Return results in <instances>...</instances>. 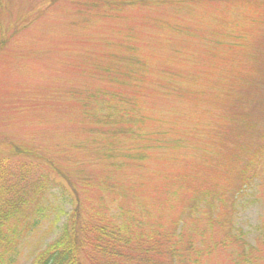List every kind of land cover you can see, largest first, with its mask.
I'll list each match as a JSON object with an SVG mask.
<instances>
[{"label":"trees","instance_id":"trees-1","mask_svg":"<svg viewBox=\"0 0 264 264\" xmlns=\"http://www.w3.org/2000/svg\"><path fill=\"white\" fill-rule=\"evenodd\" d=\"M99 3L107 6L103 11L106 15L117 11L118 5L137 6L138 10L168 6L172 10L163 11L179 16L178 22L146 15L150 33L146 39L154 50L144 48L128 26L122 45L98 52L86 61L84 74L96 76L111 87L83 86L74 98L75 116L67 113L65 118L74 121L80 117L90 137L72 141L76 135L72 134L63 145L52 140L47 129L42 130L44 136H32L27 142L0 137V264L18 263L30 233L48 216L54 187L67 197L69 209L56 213L54 223L64 215L63 224L53 237L48 235L43 240L30 264H260L264 257V223L256 226L257 233L248 240L249 233L236 225L234 218L238 201L247 195L255 200L264 187V112L255 121L248 116H220L212 122L216 125L214 136L205 138L203 131L194 146L197 154L180 159L182 149L188 152L193 147L195 133L189 132L186 138L172 137L170 128L147 129L157 117L147 114L144 105L149 97L174 95V71L175 77L187 78L188 65L175 69L170 63L193 53L180 44L171 46L176 38L157 32L159 22L162 28L167 25L185 36L207 35L202 59L224 72L215 83L223 88L222 95L238 86L237 53L252 40H264V0ZM257 46L253 42L252 49ZM155 59H161L163 65L156 68L160 76L152 80ZM249 59L253 73H246L245 78L255 79V83L246 82V89L264 97V49L249 54ZM192 77L190 72L188 78ZM236 119H242L239 133ZM198 124L190 129L195 131ZM164 148L177 149V157L163 160H182L181 169L177 174L171 170L164 175L162 192L168 205L163 207L164 200L157 210L165 209L170 214H154L150 210L154 207L134 197L131 184L123 185L121 179L135 177L139 174L136 170L145 167L147 161L158 162L155 152ZM129 165L135 166L133 173L128 171ZM93 166L97 168L93 170ZM111 205L115 207L113 212Z\"/></svg>","mask_w":264,"mask_h":264},{"label":"rangeland","instance_id":"rangeland-1","mask_svg":"<svg viewBox=\"0 0 264 264\" xmlns=\"http://www.w3.org/2000/svg\"><path fill=\"white\" fill-rule=\"evenodd\" d=\"M99 2L100 0L2 1L3 9L0 13V137L16 138L27 142L32 136H44L42 130L45 129L52 134V140L62 145L72 134H76L71 137L72 141L74 138L81 139L84 135L90 137L92 134L87 132L80 117L74 121H67L65 118L67 113L75 116L74 98L76 92L83 86L92 87L96 84H103L102 86L111 87L108 82L96 79V76L88 77L84 74L86 61L98 52L122 45L126 37L124 32L128 26H131L136 35L140 37L144 48L154 50L146 39V36L150 34L145 25L146 15L153 14L157 18L178 22L179 16L175 18L173 12L163 11V9L167 12L172 10L168 6L145 7L147 9L138 10L137 6L118 5L117 11H108L106 15L103 11L107 6ZM180 22L184 20L181 18ZM156 27L157 32L176 38L172 44L170 43L171 46L180 44L188 53L193 51L189 57L183 55L170 63L175 69H181L185 63L188 65H186L188 70L185 73L187 78L175 77L174 71L171 79V91L174 95L149 97L144 105L147 114L153 118L157 117L156 123L150 124L147 129L157 128V131H160L170 128L172 137L185 136L186 138L189 132L195 133L193 147H190L191 150L188 152L182 149L178 155L180 159L197 154L194 146L204 132L205 138L214 136L216 125L213 123L220 116H231L232 118L248 116L249 119L255 121L259 114L264 112V97H258L254 90L246 89L248 88L246 82L249 85V81L255 83V79L248 81L245 78L246 73H253L249 54L262 51L264 40L248 41V47L243 52L237 53V75L235 77L238 86L232 87L230 91L221 95L223 88L215 83L222 79L224 72L222 73V69L216 71L210 66L213 64L202 59L208 43L207 35L203 34V37L185 36L178 34L167 25L162 28L160 22ZM117 40L118 42H111ZM253 42L258 45L255 50L252 49ZM144 51L149 55L147 49ZM179 60L184 63H180ZM153 65L155 68L150 79L155 80L160 76L156 68L163 64L161 59H155ZM190 72H192V78H188ZM241 84L243 86L240 88ZM83 90L84 88L81 91ZM125 91L130 93L128 89ZM219 95H221V101ZM197 121L199 122L197 129L192 131L190 128L196 126ZM234 122L239 133L243 129L242 119H236ZM205 145L209 146L208 140ZM176 150L172 148L157 150L155 155L158 162L147 161L148 164L145 167L136 170L139 174L137 173L135 177H130L129 181H127V176L121 179L123 185L131 184L130 190L133 191L134 197L143 199L154 207L150 209L154 214L164 212L165 209L157 210L160 202L165 200L166 205L163 207L168 205L162 192L164 175L171 170L172 173L177 174L181 169L182 160L172 162L163 160V158L177 157ZM183 153L186 154L183 155ZM200 158L203 159V154ZM134 167L129 165L127 169L133 173ZM96 168L93 166V170ZM262 189L256 195L257 197L254 195L255 200L247 195L238 201L234 220L236 225L249 233L248 240H251L257 233L256 226L264 223V187ZM51 194L50 206L46 211L48 216L34 233H30L28 243L22 250L17 264H30L34 258L33 254L45 242L43 240H46L48 235L53 237L65 220V216L62 215L57 223L53 221L60 209L65 211L69 209L67 197L57 187H54ZM106 196L109 198L108 194ZM127 200L130 204L131 194L127 195ZM124 203H127L126 200ZM114 210L115 207L111 205L110 211ZM164 213L170 214L169 211ZM260 264H264V257Z\"/></svg>","mask_w":264,"mask_h":264}]
</instances>
